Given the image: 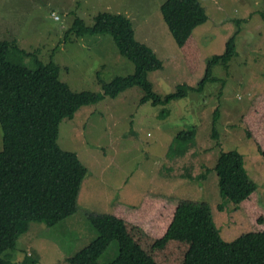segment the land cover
Masks as SVG:
<instances>
[{
	"label": "rangeland",
	"instance_id": "rangeland-1",
	"mask_svg": "<svg viewBox=\"0 0 264 264\" xmlns=\"http://www.w3.org/2000/svg\"><path fill=\"white\" fill-rule=\"evenodd\" d=\"M163 1L0 0V38L29 52L20 53L10 44L7 59L30 68L37 66L35 57L44 63L52 60L59 66V79L77 91H101L97 72L110 81L132 73L134 63L120 54L108 33L76 36L69 31L76 16L87 25L103 11L130 18L135 37L162 61L147 74L161 97L179 84L196 86L207 60L222 53L227 39L237 32L236 53L228 66L216 64L213 74L219 80L207 82L199 92L188 91L167 102H140L144 92L135 85L63 118L57 143L75 152L87 168L78 208L53 226L31 221L15 248L5 252L9 258L20 261L29 255L37 258L36 264H70L65 259L96 236L87 214L111 212L120 201L136 204L142 195L154 192L175 200L209 201L220 235L227 240L236 237L249 223L242 209L220 192L214 165L221 150L237 149L243 155L264 206V157L241 121L251 99L264 89V0H199L208 18L193 29L201 49L195 72L189 70L164 21ZM216 107L217 139L211 135ZM191 126L193 139L176 140L178 131ZM116 248L112 241L101 258L111 259Z\"/></svg>",
	"mask_w": 264,
	"mask_h": 264
},
{
	"label": "trees",
	"instance_id": "trees-1",
	"mask_svg": "<svg viewBox=\"0 0 264 264\" xmlns=\"http://www.w3.org/2000/svg\"><path fill=\"white\" fill-rule=\"evenodd\" d=\"M160 10L189 70L197 71L201 49L193 29L208 18L204 6L199 0H164ZM68 30L76 36L110 34L120 54L134 63V70L110 81H103L97 72L101 91H77L59 79V66L52 60L44 63L35 57V68L8 60V47L17 49L16 43L0 38V264H36L33 256L16 261L5 252L15 248L31 221L53 226L78 208L87 168L75 152L57 143L63 118L73 117L82 105L115 97L135 85L144 92L140 102H167L188 91L199 92L207 82L219 80L213 67L221 63L226 68L236 53L237 32L227 39L222 53L207 60L205 74L196 86L179 84L161 97L147 74L160 68L162 61L135 37L130 18L103 11L87 25L76 16ZM218 115L216 107L211 134L215 139ZM241 121L246 136L264 157V89L251 99ZM194 133L191 126L178 131L175 138L193 139ZM214 169L220 192L242 209L249 223L236 237L227 240L220 235L209 201L175 200L154 192L142 195L136 204L120 201L111 212L87 214L96 236L65 260L70 264H264V206L256 182L244 167L243 155L237 149L221 150ZM112 241L117 242L116 253L104 260L101 255Z\"/></svg>",
	"mask_w": 264,
	"mask_h": 264
},
{
	"label": "clouds",
	"instance_id": "clouds-1",
	"mask_svg": "<svg viewBox=\"0 0 264 264\" xmlns=\"http://www.w3.org/2000/svg\"><path fill=\"white\" fill-rule=\"evenodd\" d=\"M142 197V196H141ZM141 199V198H140ZM133 204V203H132Z\"/></svg>",
	"mask_w": 264,
	"mask_h": 264
},
{
	"label": "built area",
	"instance_id": "built-area-1",
	"mask_svg": "<svg viewBox=\"0 0 264 264\" xmlns=\"http://www.w3.org/2000/svg\"><path fill=\"white\" fill-rule=\"evenodd\" d=\"M55 17H57V16H55Z\"/></svg>",
	"mask_w": 264,
	"mask_h": 264
}]
</instances>
